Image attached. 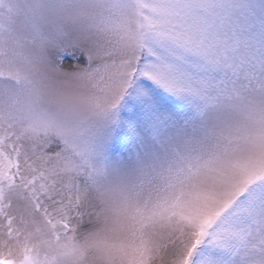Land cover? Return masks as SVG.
Listing matches in <instances>:
<instances>
[{"label": "snow or ice", "instance_id": "1", "mask_svg": "<svg viewBox=\"0 0 264 264\" xmlns=\"http://www.w3.org/2000/svg\"><path fill=\"white\" fill-rule=\"evenodd\" d=\"M0 264H264V0H0Z\"/></svg>", "mask_w": 264, "mask_h": 264}]
</instances>
